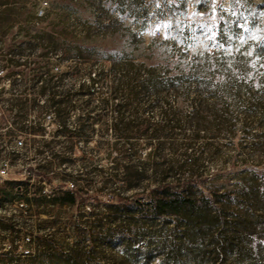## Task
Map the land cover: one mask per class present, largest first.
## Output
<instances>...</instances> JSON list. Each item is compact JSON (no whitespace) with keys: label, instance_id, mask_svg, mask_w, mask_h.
Here are the masks:
<instances>
[{"label":"trees","instance_id":"16d2710c","mask_svg":"<svg viewBox=\"0 0 264 264\" xmlns=\"http://www.w3.org/2000/svg\"><path fill=\"white\" fill-rule=\"evenodd\" d=\"M59 9L68 12L67 6ZM78 25L82 26L81 23ZM68 30L69 24L63 19L59 24H53L49 31L41 30L40 36L31 39L44 43L35 46L49 48L48 54L63 62L78 60L70 71L55 76L47 66L39 65L31 68L28 75L16 72L10 75L23 76L26 82L23 91L12 92V95L28 96L31 91L44 98L38 110L39 121L31 126L21 124L18 130L45 137L44 115L51 114L59 122V134L88 143L95 120L91 107L95 86L105 85L111 90L110 99L114 100L112 110L120 116L114 119L111 140L104 144V181L100 188L92 189L86 157L82 159L84 166L73 164V170L69 172L61 170L62 160H59L55 170L52 165H46L37 174L40 179L32 187L34 193L40 195L38 198L26 195L18 200L26 205L75 206L77 195L81 193L92 201L88 214L94 220L83 223L40 220L31 225L27 220L16 223L0 218L2 237L14 233L16 238L33 239L35 255L32 256L30 249L25 254L31 257L29 264H101L100 260L86 257L90 253L96 254L98 248L112 247L113 243L124 248L135 246L140 240L136 242L132 237L142 234L140 228L152 233L170 226L171 231L182 234L177 238L179 244L185 239L184 234L187 237L196 233L191 239L193 244L208 242L218 257L228 251L235 257L242 253L247 256L245 260L236 259L230 264H264L261 259H252L255 254L251 253L253 239L256 235L257 238L264 235V71L249 77L251 68L246 65L245 57L232 63L231 56L221 53L208 54L204 59H189L192 63L201 62L195 64L199 69L192 66L193 69H177L175 73L169 68L148 67L131 56L109 57L74 47L68 40ZM82 43L85 44V40ZM28 45L20 48L17 55H30L33 45L30 42ZM12 60L5 61L12 66L21 65ZM85 61L88 62L87 69L95 72L93 77L90 75L89 80L83 81L78 74ZM104 62L111 66L107 68ZM66 77L78 81L76 92L62 91ZM77 101L83 107L78 108ZM176 102L190 106L191 110L174 108ZM5 103L9 112L16 110L14 117L29 122L25 101L15 98ZM109 103V100L103 101L104 106L108 107ZM154 110L159 114L158 119L154 115L139 118L140 114ZM76 111L77 121L72 122L71 114ZM126 114L132 116L124 117ZM141 126L143 130H140ZM256 129L263 131L260 133ZM147 146L149 149L144 155ZM229 148L233 153L224 162L228 170L208 174L205 166L220 162L224 150ZM90 153L92 151L85 154ZM60 155L53 157L60 158ZM50 173L62 175L59 177L62 181L72 177L85 184L81 189L72 184L75 190L59 188L53 194L45 195L43 183L50 182ZM117 181L124 182L126 190L135 192L134 202L119 203ZM10 185L18 193L30 191L27 184ZM5 193L8 200L15 198L13 192ZM98 194L109 196V199L101 201ZM126 215L140 216V224L130 223L137 229L132 230L130 225L125 229L118 224ZM162 217L174 220H162ZM70 231L73 243L68 242L69 236L60 239L59 235ZM151 237L149 235L145 240L144 236L141 240L144 250L133 251L140 256L169 245L168 241H161V237ZM88 247L90 250L86 252ZM157 257H167L165 264H176L168 260L165 252ZM13 263L12 259L0 260V264ZM220 264L229 263L222 261Z\"/></svg>","mask_w":264,"mask_h":264},{"label":"rangeland","instance_id":"374dc122","mask_svg":"<svg viewBox=\"0 0 264 264\" xmlns=\"http://www.w3.org/2000/svg\"><path fill=\"white\" fill-rule=\"evenodd\" d=\"M66 6L67 13L59 9ZM63 19L69 24L68 40L71 45L103 56H131L148 67L169 68L176 73L177 69L187 71L193 69L192 66L197 63L202 64L192 63L189 59H204L208 54L223 53L231 56L232 63L240 62L239 59L244 60L245 57L246 65L251 68L249 77L255 72L264 71V0H0V163L7 162L10 166L8 181L0 184V218L4 220L11 219L16 223L27 220L31 225L40 220L60 219L68 223L94 220L88 214V206L92 201L81 193L77 195L75 206L57 207L36 203L26 205L18 200L26 195L38 198L40 195L34 193L32 187L40 179L37 174L41 172V167L46 165H52L55 170L59 160H62L61 170L69 172L73 170V164L84 166L85 162L82 159L86 157L89 159L92 189L100 188L104 181L103 170L106 166L103 159L104 144L111 140L114 119L120 116L112 110L114 100L110 99L111 90L105 85L95 86L94 98L91 100L92 117L95 120L90 128L92 138L88 143L75 141L70 136L59 134V122L51 114L44 115L45 137L33 135L31 131L21 133L18 130L21 124L31 126L39 121L38 110L44 98L35 96L31 91H28V96L12 95V92L17 94L23 91L26 84L25 77L10 76L12 72L28 75L31 68L44 65L51 74L60 76L70 71L78 61L71 59L63 62L55 55L48 54L49 48L42 49L35 46L44 43L31 39L40 36L41 30L49 31L53 24H59ZM80 23L82 26L78 25ZM82 40L86 43L83 44ZM29 42L33 45L30 48L32 53L27 56L17 55L19 49L27 48ZM45 55L47 57H44ZM10 58L21 65L7 64L5 60ZM103 64L107 68L111 66L109 62ZM87 66V61L80 65L81 70L78 75L83 81L89 80L90 75L94 76L95 71L87 69ZM195 68L199 69L196 66ZM11 83L13 86L10 85ZM77 90L78 81L66 77L62 91ZM15 98L25 101L29 122L14 117L16 110L13 114L5 108L7 107L5 101ZM104 100L110 101L108 107L104 106ZM76 106L83 107L79 101L76 102ZM173 107L184 111L191 110L190 106L181 102H176ZM153 115L158 119L159 114L155 110L140 114L139 118L153 117ZM71 116L70 120L76 122L78 111L73 112ZM131 116L126 114L124 117ZM143 129L144 127L141 126L140 130ZM256 131L261 133L263 130L256 129ZM19 141L24 142L22 147L18 146ZM148 149V146L144 148V155ZM89 151L92 153L86 155L85 153ZM232 153L231 148L225 149L220 162L209 163L205 166V171L208 174H216L228 170L224 162ZM54 154H61L60 158L53 157ZM49 175L50 182L43 183L45 195H51L59 188L65 191L75 190L72 184L81 189L85 184L72 177L62 181L59 179L62 175L55 176L52 173ZM11 183L27 184L30 191L27 193L23 190L22 193H18L10 185ZM115 188L120 194L119 203L129 204L136 199L135 192L126 190L124 182L117 181ZM7 191L13 192L15 198L12 201L6 198ZM97 198L107 202L109 196L98 194ZM80 214L84 217L80 218ZM139 218L138 215H126L122 217V221L125 222L118 221V224L125 226L126 229L130 223L142 222ZM162 220H174V218L162 217ZM130 228L137 229L136 225H130ZM171 230L172 227L169 226L166 230H154L150 233V230L140 228L142 234L132 237L136 238V242L140 240L135 246L124 248V246H114L113 243L112 247L98 248L95 250L96 254L90 253L86 258L100 260L101 264H165L167 257H157L163 252L168 254L170 258L168 260L176 264H220L222 261L230 264L236 259L240 261L247 258L246 255H242L243 253L235 257L230 251L218 257L215 248L208 246V242L203 245L193 244L191 239L196 233H191L187 237V234H184L185 239L179 244L177 238L182 234ZM149 235L161 237V241H168L169 245L166 248L158 247L156 251L148 250L149 253L139 256V253L136 254L133 250L138 248L144 250L141 240L144 236L145 240H148ZM246 235L243 234L244 237ZM66 236H69V243L74 242L71 231L59 235L60 239ZM0 237L4 238V241L0 238L2 245L0 260L12 259L13 264H29L31 257L25 254L30 249L32 256L35 255L33 239L29 241L26 236L16 238L14 233H8L3 237L0 233ZM89 250L90 247L86 252ZM251 253L255 254L252 255V259H261L264 262V235L258 238L256 235L253 239Z\"/></svg>","mask_w":264,"mask_h":264},{"label":"built area","instance_id":"2783aa9c","mask_svg":"<svg viewBox=\"0 0 264 264\" xmlns=\"http://www.w3.org/2000/svg\"><path fill=\"white\" fill-rule=\"evenodd\" d=\"M18 146H23L24 142L23 141H19L17 142ZM10 176V166L7 162L5 163H0V184L8 181Z\"/></svg>","mask_w":264,"mask_h":264}]
</instances>
